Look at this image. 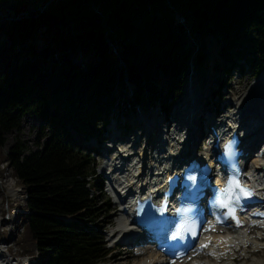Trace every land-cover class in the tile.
Returning <instances> with one entry per match:
<instances>
[{
	"label": "trees",
	"instance_id": "16d2710c",
	"mask_svg": "<svg viewBox=\"0 0 264 264\" xmlns=\"http://www.w3.org/2000/svg\"><path fill=\"white\" fill-rule=\"evenodd\" d=\"M16 1L10 19L0 15L11 40L0 46V161L25 192L17 253L35 251L34 264H97L109 254L97 224L107 198L71 129L91 136L141 103L168 109L198 64L214 84L234 69L258 76L264 0H40L35 11ZM26 113L45 123L39 148L4 152V134Z\"/></svg>",
	"mask_w": 264,
	"mask_h": 264
},
{
	"label": "rangeland",
	"instance_id": "374dc122",
	"mask_svg": "<svg viewBox=\"0 0 264 264\" xmlns=\"http://www.w3.org/2000/svg\"><path fill=\"white\" fill-rule=\"evenodd\" d=\"M17 3L16 0H0V15L1 16H9V19L12 17V7ZM40 4V0H28V6L31 8V11L37 10ZM44 6H41L43 9ZM106 26V23H104ZM211 38L210 36L206 39V50H207V58L210 61H213L212 54L209 51ZM11 44V40L7 38L5 35L0 33V46L7 47ZM80 54L79 56H82ZM242 60H240L241 62ZM246 62V61H242ZM212 76L210 75L209 69L204 64H198L193 67L191 72L186 76L183 81L182 89L175 99H168L166 104L169 105L168 109L163 110L157 106H151L147 103H141L135 105L130 112H127L124 115H112V118L104 124L101 125L100 128L97 127L100 124H97L94 129H90L91 136H86L82 133H78L76 131H72V137L80 150L83 152H88V150H96V152L92 151L90 156L93 157L94 162L96 164L95 167V176H102L100 172L108 173L110 171L109 167L106 165V162L112 161L117 156L116 149L120 150L122 147H126L125 145H133L135 140L133 133L136 132L139 135L140 130L137 127L142 122H146L150 127L154 128L157 124L158 130L172 132L174 129V125H169V120L173 119L174 124L178 121V114H181L182 110H189L192 106V102L189 99L190 95L194 92V88L198 90L197 93H204L208 89V85L212 80ZM221 87L219 91V96L215 97V95L211 96L210 94L216 91V88L213 91H210L205 95L206 101H204V105L201 110V117L203 116V108L204 111H208L210 107H215L213 114H215V118L220 114L227 113L230 109H233V105L225 106L227 109L222 110V107L225 103L237 98V96L250 94L252 99L247 102L251 105L254 102V105H257L255 97L259 95V92L255 89L252 90L251 85L255 83H263L262 89H264V70L256 77H252L251 72L245 68L244 71L239 72L238 69H234L228 77H221ZM239 90V91H238ZM253 91V92H252ZM241 92V93H240ZM130 93V91L128 92ZM204 99V100H205ZM209 101V103H208ZM185 107H182V105ZM253 106V105H252ZM221 110H219V109ZM176 113V116H173V113ZM224 116V115H223ZM199 118L197 123H200L202 118ZM155 121L154 123L152 121ZM188 121V118L185 119ZM99 123V122H98ZM117 125V126H115ZM130 126V128H129ZM202 129V127H200ZM40 132H44L46 134L47 129L45 127V123L42 119L36 116L33 113H26L21 117L20 125L18 129H13L4 134L5 142L3 144L2 150L4 152H9L11 147L16 143H21L24 146V153H27L30 150H36L39 148L37 145V140ZM165 132V136L167 135ZM128 133V138L123 139L119 142H115L114 137L122 134ZM208 133V132H207ZM148 135V134H146ZM141 136V135H140ZM140 136L138 138H140ZM163 136V135H162ZM47 136L43 137L40 140V144L46 139ZM164 137V136H163ZM163 137H160L161 139ZM96 141H98L96 143ZM146 138L144 141L140 142V146H135L133 149L136 159L138 158L137 153H139L141 149V145L145 144ZM101 142V143H99ZM96 145L99 147L96 148ZM205 147L204 143L200 144L199 149ZM114 148V151L111 149ZM255 155H253L254 157ZM251 158L247 160V170H250L251 166ZM0 245L3 247L7 246L3 254H9V260L13 261V263H18L16 260L21 261L22 264H34V260L32 256H34L35 251L32 254H20L19 252V244L18 237L23 231V222L20 221L18 213L23 211V206L25 204V193L24 190L14 183V179L11 175V171L9 167L6 165L5 161H0ZM104 181V195L107 198L103 204V213L99 217L98 226L100 227L101 233L103 235V240L106 243L109 250V254L99 263L97 264H138L140 260L146 259L149 255L157 254L159 257L157 250L153 244H149L150 247L146 253L135 255L137 249H139L143 244L134 245L133 247L128 246V244H122L120 242L110 241L115 238V234L118 232L119 223L121 221V216L119 214L120 205L116 204L113 197L108 195L107 185H105ZM106 190V191H105ZM104 196L100 197L99 201H103ZM8 209V212H7ZM6 232V236L2 234ZM221 233H224L221 231ZM250 235L254 237H263L264 244V229L262 228H251ZM110 235H113L110 237ZM146 248V247H144ZM3 249V248H2ZM254 248L252 246H248L246 249H238L234 251V253L230 256H225V260L222 264H225L226 261H230L229 264H249L251 262L257 264H264V248L257 254H253ZM121 251L120 254H118ZM128 252V254H127ZM243 257V259L234 260L236 257ZM121 256L122 258H118ZM160 258V257H159ZM205 256L200 253H195L189 259L185 261L178 262L177 264H187L194 260L200 259L205 260ZM232 259V260H230ZM165 264V262H163Z\"/></svg>",
	"mask_w": 264,
	"mask_h": 264
},
{
	"label": "bare ground",
	"instance_id": "6f19581e",
	"mask_svg": "<svg viewBox=\"0 0 264 264\" xmlns=\"http://www.w3.org/2000/svg\"><path fill=\"white\" fill-rule=\"evenodd\" d=\"M214 80L215 77H213V80L208 85L207 91L204 93H197L198 90L194 88V92H192L193 95L191 94L188 99L192 102L191 108L189 110H182V107H185L183 104L181 106L182 113L177 115L179 119L176 121V124H174L175 122L173 119L169 120V125H174L172 132H167L168 130H158L157 124L152 128L146 122H142L137 127V131L138 129L140 130L139 135H137L136 132L133 133V135H135L134 139H136L134 144L125 145L126 147H122L120 150L116 149V158L112 161L108 160L106 162V165L110 169L109 188L114 196L113 198L116 204L120 205L119 214L121 216L118 232L115 234V238L110 241L114 242L117 240V242L128 244V246L133 247L134 244H140L141 238L146 235L143 230L134 224L133 217L129 216V211L134 203L132 200L146 190H150V193L156 192L153 196L155 198L162 195L161 190L164 187L167 172L172 167L175 168L176 164H179L182 157L188 154L192 142H195L197 136L199 137L202 133V131L199 130L197 122L201 117L200 115L204 105L205 95L210 91L211 84ZM262 86L263 83H255L251 85L252 90L255 89L257 91H262V93L259 92V95L255 97L257 105H254L255 101L252 102L253 106L250 103H247L253 97H250V94L237 96V98L231 100V103L228 101L223 105L222 110L227 109L225 106L229 105H233V109H230L227 113L220 114L218 118H214V123L216 122L218 127L216 130L219 132L220 137L225 138L227 135L230 137L231 131L238 128L240 136L243 137V144L250 142V137L252 139L255 138L256 134H250L255 127V123L253 125L251 123L255 120V122L257 121V126L264 121V89H262ZM174 115L176 116L175 112L173 113V116ZM186 118H188V121H185ZM152 122L154 123L155 121L153 120ZM165 132H167L166 136L164 134ZM128 135V133H125L115 136L114 140L115 142H119L128 138ZM139 136L140 138H138ZM258 136L261 139H264V130L260 131ZM160 137L163 138L161 139ZM194 137H196V140ZM145 138V144L143 146L141 145V149L139 153H137L138 158L136 159V153L134 152L135 149L133 148L135 146H140V142H142V140L144 141ZM247 139L248 141H246ZM211 141H214V139ZM220 150L221 148H219L218 152H220ZM111 151H114V148L111 149ZM212 151H214V144L208 146L202 159H207V156H210L209 154ZM251 159L252 164L250 170L246 172L245 177L248 182L254 185L257 189L259 197L262 199L259 206L264 209V156H254L251 157ZM178 172L180 171L178 170ZM215 184L221 186L223 180H216ZM168 212L171 211L169 210ZM253 212L254 209L252 208L247 212L242 213L240 215L241 222L239 223V226L235 225L232 221H229L228 225L224 227L225 231L221 229L224 233H221L220 231L209 232L207 230V233L205 234V240L208 241L207 247L196 252V254H203V256L206 257L205 260L202 261L197 259L187 264H222L226 255L230 256L234 251H237L238 249H246L248 246L254 248L253 254L259 253L261 249L264 248V244L262 243L263 237L256 238L249 233L251 228H264V218L254 217ZM112 236L113 235H110V237ZM149 247V244H143L136 250L135 255L146 253ZM5 248L7 249L6 245L3 247L0 245V264H22L20 259L16 260L18 263H13L12 260L10 261L8 254H3ZM120 253L121 251L118 254ZM243 257H245V255L241 258L236 257L234 260H241ZM33 258L34 257L32 256V259ZM118 258L122 257L118 256ZM229 263L230 261H226L225 264ZM138 264L164 263L157 254L152 253V255H149L146 259L140 260ZM249 264L257 263L251 262Z\"/></svg>",
	"mask_w": 264,
	"mask_h": 264
},
{
	"label": "snow or ice",
	"instance_id": "6c2138e0",
	"mask_svg": "<svg viewBox=\"0 0 264 264\" xmlns=\"http://www.w3.org/2000/svg\"><path fill=\"white\" fill-rule=\"evenodd\" d=\"M229 184L231 185V184H235L236 185V187H240V185H239V181L238 180H230L229 181ZM242 191H244L243 189H242ZM245 195H250V193H245ZM237 225L239 226V221H237ZM202 248L203 247H207V245H202L201 246Z\"/></svg>",
	"mask_w": 264,
	"mask_h": 264
},
{
	"label": "water",
	"instance_id": "95a60500",
	"mask_svg": "<svg viewBox=\"0 0 264 264\" xmlns=\"http://www.w3.org/2000/svg\"><path fill=\"white\" fill-rule=\"evenodd\" d=\"M50 1H51V0H50ZM50 1H49V2H50Z\"/></svg>",
	"mask_w": 264,
	"mask_h": 264
}]
</instances>
